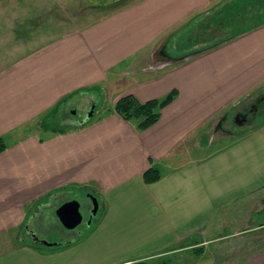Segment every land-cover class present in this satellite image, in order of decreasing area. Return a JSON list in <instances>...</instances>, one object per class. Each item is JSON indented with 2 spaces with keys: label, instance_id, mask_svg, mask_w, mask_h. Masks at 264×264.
<instances>
[{
  "label": "crops",
  "instance_id": "obj_1",
  "mask_svg": "<svg viewBox=\"0 0 264 264\" xmlns=\"http://www.w3.org/2000/svg\"><path fill=\"white\" fill-rule=\"evenodd\" d=\"M223 1L233 0H138L0 72V138L8 145L0 153V264H200L206 251L192 244L232 235L228 209L264 190V122L220 147L215 123L264 90V21L201 42L184 38L179 54L167 52ZM162 41L166 57L155 63ZM97 88L111 107L54 128L72 98ZM174 90L147 129L115 111L127 94L148 102ZM40 117L42 128L18 134ZM154 166L162 177L148 183L144 173ZM84 186L102 207L86 231L52 247L33 243L35 232L24 230L39 202ZM237 234L209 264H264V224Z\"/></svg>",
  "mask_w": 264,
  "mask_h": 264
},
{
  "label": "rangeland",
  "instance_id": "obj_2",
  "mask_svg": "<svg viewBox=\"0 0 264 264\" xmlns=\"http://www.w3.org/2000/svg\"><path fill=\"white\" fill-rule=\"evenodd\" d=\"M135 1L138 0H0V72L44 44L101 21V19L112 15V13L122 11ZM223 2V5L221 4L215 10L216 16L214 18L210 19L208 17L206 23L203 24L194 23L191 28L183 29L181 35L177 36L176 39L174 37L167 44V52L179 54L180 48L177 46V42L184 38L188 39L190 43L201 42L207 36L216 34L218 30L229 31L236 27L250 26L255 22L264 21V0H233L229 5H226L227 1ZM220 33L217 36H223ZM165 47V42H160V46L155 51L153 62L158 63L162 60V57H166ZM94 91L92 97L89 94H83L80 97L72 98L71 107L63 113L64 118L60 119L59 117L57 119V117H54L52 125L67 126L73 119L80 121L86 118L91 111L93 114H99L105 107L108 109L110 104L105 97V92L100 88ZM263 92L254 96L252 103L255 107L251 106L252 103L249 104L251 99L245 96L236 102L238 105L235 104L233 108H228L222 113L221 121L215 123L216 135L214 136V142H218L219 147L235 136H242L250 130L252 131L259 123L264 122V105H261L264 101ZM256 104L260 106L254 110L255 113L248 115V120L245 122L238 123L236 117L240 113L245 114L247 110L251 112L256 108ZM63 106L65 107L64 104ZM242 107H246L245 111ZM73 110L75 113H73ZM254 116L255 118H253ZM42 117L23 125L21 130H18V134L38 131L40 127L42 128L40 123ZM42 124L44 123L42 122ZM213 127H211V132H214L212 131ZM211 136H213V133H211ZM90 194L95 195L87 190L86 186L82 189L80 187L66 188L60 193H52L50 198L41 203L39 202V205L34 208L35 211L31 212L26 228L29 227L38 235L39 239L50 243H60L72 238L70 233L74 231H70L62 225L57 217L56 210L64 201L73 200V198H77L82 205L89 203L92 205ZM96 197L99 201V197ZM244 200L227 211L229 214H226L225 221L231 220L233 224L232 226L227 225L225 230H227L226 233L232 230V235H224V239H219L213 244H204V252L206 251V253H204L200 264H209V260L216 261L217 256L223 253L221 252L223 250L218 251V247L223 249V246L220 245H226L227 240L238 232H257L264 224V190ZM260 203L262 204L261 209H254ZM255 204L256 206H254ZM99 206L97 213L102 210L100 201ZM85 209H82L84 222L75 228L76 232L79 230L86 231ZM37 210H39V214L36 215ZM72 236L75 237L76 235ZM192 246L203 247L199 243L192 244ZM225 247L227 248V246Z\"/></svg>",
  "mask_w": 264,
  "mask_h": 264
},
{
  "label": "trees",
  "instance_id": "obj_3",
  "mask_svg": "<svg viewBox=\"0 0 264 264\" xmlns=\"http://www.w3.org/2000/svg\"><path fill=\"white\" fill-rule=\"evenodd\" d=\"M177 90H174L167 96H165L163 99H151V101L148 102H141L140 100H137L136 97L132 94H127V96H124L119 99V101L116 103L115 111L118 112L124 120L126 121H137L138 128L140 129H147L151 127L153 124L157 123V121L160 119L162 114V109L166 105L170 104L174 101L175 96L177 95ZM48 116H51V114H48ZM64 118V117H63ZM86 122H82L84 124ZM77 125V126H82ZM76 126L72 124V127ZM54 128L56 129L57 126L54 125ZM61 130H65V127L59 128ZM8 147L6 140H4L3 137L0 138V153L4 151ZM162 177L160 169L154 167L149 168L144 173V179L148 183H152ZM195 252L197 253H203L204 248L203 247H192ZM132 264H154L151 261H138L134 262ZM158 264H174L170 259H161V261H158Z\"/></svg>",
  "mask_w": 264,
  "mask_h": 264
},
{
  "label": "water",
  "instance_id": "obj_4",
  "mask_svg": "<svg viewBox=\"0 0 264 264\" xmlns=\"http://www.w3.org/2000/svg\"><path fill=\"white\" fill-rule=\"evenodd\" d=\"M75 113V111H73ZM93 116L92 111L90 114L85 118H90ZM91 200H92V205H93V210L92 214L96 215L97 211L99 209V201L96 196L91 195ZM82 207H81V202L77 199L74 198L73 200H68L62 203L61 206L58 207L56 214L62 225L68 230H75L76 227L80 226L83 222V213H82ZM34 239L37 243L44 244L46 246L52 247V245H56L57 243H50L46 240H38V236L34 233Z\"/></svg>",
  "mask_w": 264,
  "mask_h": 264
},
{
  "label": "flooded vegetation",
  "instance_id": "obj_5",
  "mask_svg": "<svg viewBox=\"0 0 264 264\" xmlns=\"http://www.w3.org/2000/svg\"><path fill=\"white\" fill-rule=\"evenodd\" d=\"M263 100H264V97H263ZM262 103V102H261ZM261 105H264V101H263V104H261ZM255 107V106H254ZM257 104H256V108L255 109H253V110H251V112H253L254 113V110H256L257 109ZM251 112H249V111H247V112H245V114L244 113H240L238 116H239V118H242L240 121L241 122H245L246 120H248V114L249 113H251ZM87 202V201H86ZM85 202V203H86ZM81 207H82V209L84 208H86L85 210H86V219H87V221H86V225L88 226V225H90L91 224V222H92V220H93V214H92V210H93V205H90V203L89 204H84V205H82L81 204ZM83 219H84V215H83ZM27 231H28V228L26 229ZM74 231V233H72V234H75V233H78V232H81V230H79L78 232H76L75 230H73ZM28 233L30 234V236H33V233H31L30 231H28Z\"/></svg>",
  "mask_w": 264,
  "mask_h": 264
}]
</instances>
